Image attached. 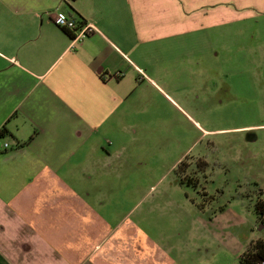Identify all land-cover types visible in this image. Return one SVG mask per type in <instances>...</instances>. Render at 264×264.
<instances>
[{"label": "crops", "instance_id": "obj_1", "mask_svg": "<svg viewBox=\"0 0 264 264\" xmlns=\"http://www.w3.org/2000/svg\"><path fill=\"white\" fill-rule=\"evenodd\" d=\"M238 8L264 14V0H0V131L12 146L0 153V264H182L81 181L121 170L102 131L127 121L132 80L160 64L150 46L228 25ZM54 15L96 32L74 42Z\"/></svg>", "mask_w": 264, "mask_h": 264}, {"label": "rangeland", "instance_id": "obj_2", "mask_svg": "<svg viewBox=\"0 0 264 264\" xmlns=\"http://www.w3.org/2000/svg\"><path fill=\"white\" fill-rule=\"evenodd\" d=\"M238 9L228 25L150 46L160 64L132 80L127 121L102 131L121 170L80 183L182 264H240L247 239L264 238L254 211L264 199V14ZM186 156L193 187L176 175Z\"/></svg>", "mask_w": 264, "mask_h": 264}, {"label": "trees", "instance_id": "obj_3", "mask_svg": "<svg viewBox=\"0 0 264 264\" xmlns=\"http://www.w3.org/2000/svg\"><path fill=\"white\" fill-rule=\"evenodd\" d=\"M80 24L83 22H79ZM5 130L0 131V136L5 137ZM188 157L186 156L182 159L176 167V175L178 177V182L181 185L192 186L188 179H185V175L182 176V172H185L188 168L187 163ZM202 162L198 160L197 164ZM205 162V161H204ZM254 211L256 218L260 219V223L264 225V199L258 197L254 202ZM240 264H263L264 263V238H257L251 240L244 252L239 257Z\"/></svg>", "mask_w": 264, "mask_h": 264}, {"label": "built area", "instance_id": "obj_4", "mask_svg": "<svg viewBox=\"0 0 264 264\" xmlns=\"http://www.w3.org/2000/svg\"><path fill=\"white\" fill-rule=\"evenodd\" d=\"M66 2L70 0H65ZM54 22L57 26L67 31L74 32L73 41H79L96 32V28L91 23H79L72 17L54 15ZM12 146L5 140V137L0 136V153L10 150ZM264 264V263H263Z\"/></svg>", "mask_w": 264, "mask_h": 264}, {"label": "flooded vegetation", "instance_id": "obj_5", "mask_svg": "<svg viewBox=\"0 0 264 264\" xmlns=\"http://www.w3.org/2000/svg\"><path fill=\"white\" fill-rule=\"evenodd\" d=\"M200 159H203V160H204V158H202V157H199V158H197V161H198V160H200ZM205 163L207 164V162H206V161H205Z\"/></svg>", "mask_w": 264, "mask_h": 264}]
</instances>
